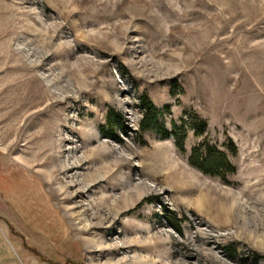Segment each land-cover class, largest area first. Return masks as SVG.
Wrapping results in <instances>:
<instances>
[{"label": "rangeland", "instance_id": "374dc122", "mask_svg": "<svg viewBox=\"0 0 264 264\" xmlns=\"http://www.w3.org/2000/svg\"><path fill=\"white\" fill-rule=\"evenodd\" d=\"M0 264H264V0H0Z\"/></svg>", "mask_w": 264, "mask_h": 264}, {"label": "trees", "instance_id": "16d2710c", "mask_svg": "<svg viewBox=\"0 0 264 264\" xmlns=\"http://www.w3.org/2000/svg\"><path fill=\"white\" fill-rule=\"evenodd\" d=\"M138 105L140 108V117L138 120V125L140 130L155 127V125L157 124L159 109L144 93L138 96ZM111 118L115 119V115L112 114ZM204 126H205L204 120L199 118L196 122H193V126H192L193 133L195 134L201 133ZM171 127H172L171 131H173L176 128V125L171 124ZM166 133H167L166 130L162 131V135H166ZM182 136L183 134L180 137V142L182 140ZM180 142L176 144L178 147H181ZM187 160L193 167L207 174H217L219 173L217 172L219 170L232 169L227 158L225 157V154L222 153L220 150H218L214 145H211L206 141H201L196 146H193L189 151ZM167 211L169 212V210ZM169 223L170 226L175 231H178V226L176 224H173L172 222ZM255 257L256 256L252 257V261L256 260Z\"/></svg>", "mask_w": 264, "mask_h": 264}]
</instances>
